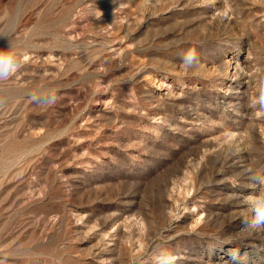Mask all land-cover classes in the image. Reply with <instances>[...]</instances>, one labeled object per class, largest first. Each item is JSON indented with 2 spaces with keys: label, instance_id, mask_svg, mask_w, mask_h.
<instances>
[{
  "label": "rangeland",
  "instance_id": "1",
  "mask_svg": "<svg viewBox=\"0 0 264 264\" xmlns=\"http://www.w3.org/2000/svg\"><path fill=\"white\" fill-rule=\"evenodd\" d=\"M9 42L0 264H264V0H0Z\"/></svg>",
  "mask_w": 264,
  "mask_h": 264
},
{
  "label": "clouds",
  "instance_id": "2",
  "mask_svg": "<svg viewBox=\"0 0 264 264\" xmlns=\"http://www.w3.org/2000/svg\"><path fill=\"white\" fill-rule=\"evenodd\" d=\"M102 12L97 10L96 18H100ZM12 47L9 42V48H0V80L7 79L19 68L14 53L10 51ZM183 65L186 70L193 69L199 64V57L194 51H189L182 58ZM33 99L38 103L49 106L57 101L55 93L45 96H33ZM253 108L264 111V91H261L259 97L252 103ZM253 181L262 187L259 195L252 197L246 201L247 207L251 213L250 216H245L242 221L245 230H264V175H253ZM177 255L171 251H162L155 258V264H176Z\"/></svg>",
  "mask_w": 264,
  "mask_h": 264
}]
</instances>
